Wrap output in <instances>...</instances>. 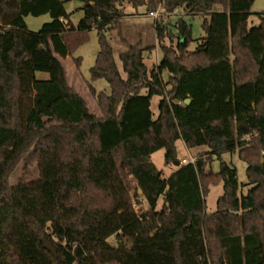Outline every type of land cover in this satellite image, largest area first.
Listing matches in <instances>:
<instances>
[{
	"label": "trees",
	"instance_id": "16d2710c",
	"mask_svg": "<svg viewBox=\"0 0 264 264\" xmlns=\"http://www.w3.org/2000/svg\"><path fill=\"white\" fill-rule=\"evenodd\" d=\"M67 1L0 0V264H264V12L249 27L255 0H80L74 24ZM124 3L205 15V34L191 49L192 27L178 17L165 44L156 23L162 59L149 69L141 44H129L123 78L107 33L120 29ZM44 14L52 21L29 30L26 17ZM94 29L90 81L110 88L90 85L101 116L68 83L62 60ZM180 139L208 150L178 164ZM159 149L178 166L168 176L152 160ZM235 152L247 164L242 195L223 159ZM214 156L218 171L208 166ZM21 161L25 171L36 162L39 176L10 184ZM221 183L208 213L207 189Z\"/></svg>",
	"mask_w": 264,
	"mask_h": 264
},
{
	"label": "rangeland",
	"instance_id": "374dc122",
	"mask_svg": "<svg viewBox=\"0 0 264 264\" xmlns=\"http://www.w3.org/2000/svg\"><path fill=\"white\" fill-rule=\"evenodd\" d=\"M83 2L80 0H69L66 2V8L72 13L71 20L74 24H77L80 18L83 16V11L81 7ZM123 10L126 15L121 18L120 29H114L109 31L107 34L109 36V42L113 48L114 56L116 60L117 67L123 78L127 77L126 72L123 68V63L120 60V53L128 49L129 44H141L144 49L145 62L149 69L156 66L163 57V51L159 46V41L157 38L155 24L158 23L165 27V38L164 43H173L176 39L174 29V23L178 17H183L188 24L192 27V41L190 48L194 49L197 45V40L204 36V30L202 23L204 21L205 15H186L182 9H178L172 13L165 11L163 6H159L155 13L157 16H152L146 13V8L140 6L138 8L134 7L130 3L123 4ZM215 11H221V5H216ZM264 12V0H255L248 20V26L253 27L258 25L260 19L258 13ZM208 17V16H207ZM52 21V17L49 14H44L41 16H27L26 23L28 29L31 31H38L44 23ZM172 32V33H171ZM99 42L97 31L94 29L89 32L88 40L77 48V50L68 58L63 60L65 68L67 70L68 83L84 97L87 102L89 110L97 115L101 116L102 112L98 105L97 98L91 91L90 85L93 86L96 91L106 90L110 91L109 84L105 79H98L96 81H90L91 78V68L96 63L97 54L99 52ZM75 57H81V65L79 68L76 67L74 63ZM38 79H48L50 76L46 72L38 71L36 72ZM159 97L155 96L152 99V110L157 113ZM178 149V164H186L195 161L197 156L204 154L208 148L207 147H196L187 148L184 142L180 139L176 142ZM152 160L156 166L162 170L164 176L170 175L178 166L176 163L166 165L165 164V149H159L152 154ZM223 159L231 163L236 167L238 172V178L240 184L247 182V164L245 161L239 158L238 152L235 153H225L223 154ZM213 171H218L220 168V160L217 156L213 157V160L208 165ZM25 162L21 161L18 163L16 168L10 175V184H17L20 181H31L35 180L39 176V169L37 163L34 162L28 166L25 171ZM206 168L207 170L209 169ZM250 185H242L240 189V195L246 194ZM134 194V190L131 191ZM224 193L223 184L210 185L206 192V210L208 213L214 212L217 209V201L220 196ZM162 199L159 200L157 208H161ZM137 210L145 211L149 208L146 201H142L141 204L136 205ZM109 241L115 244L114 237H111ZM49 242V241H47ZM46 242V243H47Z\"/></svg>",
	"mask_w": 264,
	"mask_h": 264
},
{
	"label": "water",
	"instance_id": "95a60500",
	"mask_svg": "<svg viewBox=\"0 0 264 264\" xmlns=\"http://www.w3.org/2000/svg\"><path fill=\"white\" fill-rule=\"evenodd\" d=\"M186 103H189L190 102V99H186L185 100ZM45 247L47 249H49L51 252H53L54 254L56 253V246L53 245L50 241L46 243Z\"/></svg>",
	"mask_w": 264,
	"mask_h": 264
},
{
	"label": "built area",
	"instance_id": "2783aa9c",
	"mask_svg": "<svg viewBox=\"0 0 264 264\" xmlns=\"http://www.w3.org/2000/svg\"><path fill=\"white\" fill-rule=\"evenodd\" d=\"M152 16H157V14L155 12L151 13Z\"/></svg>",
	"mask_w": 264,
	"mask_h": 264
},
{
	"label": "crops",
	"instance_id": "0c3cea01",
	"mask_svg": "<svg viewBox=\"0 0 264 264\" xmlns=\"http://www.w3.org/2000/svg\"><path fill=\"white\" fill-rule=\"evenodd\" d=\"M66 58H68V57H66ZM62 60H64V59H62ZM186 147V146H185ZM189 149V148H188ZM191 149V148H190Z\"/></svg>",
	"mask_w": 264,
	"mask_h": 264
}]
</instances>
